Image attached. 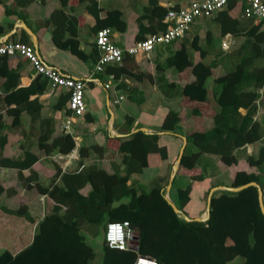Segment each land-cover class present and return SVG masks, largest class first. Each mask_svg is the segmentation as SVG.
Listing matches in <instances>:
<instances>
[{"label":"trees","instance_id":"obj_1","mask_svg":"<svg viewBox=\"0 0 264 264\" xmlns=\"http://www.w3.org/2000/svg\"><path fill=\"white\" fill-rule=\"evenodd\" d=\"M58 1L61 8L54 10L44 21V25L51 27L52 45L58 50L69 52L82 62L95 65L100 52L95 42L90 44L89 53L80 48L77 38L78 17L68 6L72 0ZM85 1L86 11L96 21L92 29L94 34L102 28L124 31L125 21L119 11H110L108 21L103 22L99 18L97 2ZM31 2L14 0L13 9L6 8L5 12L10 14L14 9L25 8ZM237 4L232 0L223 10L209 17L218 24L221 38L230 33L243 37V40L238 49L225 53V57L233 62L232 67L214 79V85L219 88L212 89L215 114L211 128L194 132L186 138L179 167L193 169L205 155L215 156L224 167H231L238 162L234 154L238 148L246 142L260 141L263 137L258 132L259 125L254 121V116L259 90L264 86V29L249 20L246 30L241 21L231 18L230 12ZM165 14L166 10L158 6L157 0H149L136 19V39L164 32L167 27L163 22ZM21 33L26 39L17 42L29 44L27 34L23 30ZM2 34L3 28L0 25V37ZM202 45L194 38L188 47L182 46L171 54L165 64L156 65L155 75L160 89L169 94L166 83L160 84L165 67L177 72L190 69L189 74L193 80L178 88L179 96L195 102L207 100L208 91L204 85L213 75L215 62L194 63L189 50L197 51L200 59H203L211 49L216 52L215 48L218 47L209 35L203 39ZM125 55L123 53V59ZM6 60L7 57H0V79L4 80L0 86V110L4 111L3 114L0 112V166L17 169L21 178L20 172L23 170H29L32 175L31 167L39 159L27 141L30 142L34 137L36 149L42 155L50 156L56 152L70 153L75 147V140L69 134L53 137L54 119L42 117L44 105L40 97L50 89L49 81L37 74L29 86L20 87L19 67L5 69ZM106 68L116 77L122 73L121 68ZM68 100L69 94L59 92L56 103L51 106L52 113L65 110L66 114H70L66 109ZM197 112L195 109L194 113ZM23 116L27 117L29 131L24 134L25 142L20 147V156L16 159L5 157L7 134L22 126ZM6 117L11 119L9 124ZM179 120L178 113L169 111L163 119L160 132H174ZM87 122H92V119H87ZM118 140L116 154L119 163L112 166L111 173L96 164V161L104 158V147L93 144L79 148V165L85 161L89 164L76 173L63 174L60 185L41 188V193L53 201L52 210L40 222L31 244L16 255L2 252L0 264H91L92 254L81 234L82 230L96 235L101 226L105 230L107 223L122 221H128L135 233L139 234L137 251L132 248L127 251L110 249L103 236V264H132L138 255L151 257L157 264H228L237 257L243 258L245 264H264V215L258 204V190L255 186L239 192L216 190L210 199L208 220L187 222L174 213L164 198L168 175L154 179L148 185V192H144L133 181L132 176L148 166L150 154H158L162 160L167 159V149L159 145V135L137 131ZM247 163L258 168L264 165V142L257 157H248ZM202 179V175L191 178L192 181ZM31 180L28 178L26 181ZM175 180L176 175L172 186ZM251 182L258 184V176L238 171L233 175L230 187ZM86 187L89 189L83 195L81 191ZM189 191L190 185L177 188L176 207L179 211H183L189 202ZM127 197L131 198L130 203L116 205ZM14 213L18 214L19 210Z\"/></svg>","mask_w":264,"mask_h":264},{"label":"crops","instance_id":"obj_2","mask_svg":"<svg viewBox=\"0 0 264 264\" xmlns=\"http://www.w3.org/2000/svg\"><path fill=\"white\" fill-rule=\"evenodd\" d=\"M95 1L99 8V18L103 22L108 21V13L110 11H119L122 14V18L125 21L124 31L109 28L112 32V42L122 50L151 35L148 34L142 37V39H136V19L142 13L143 8L148 5L149 0ZM167 1L173 9H179L187 6L193 0ZM1 2L0 25L3 28V34L0 40L17 42L19 39H26L21 33L23 30L28 36V45L34 49L36 55L47 66L58 70L63 75L86 80L87 83L84 90L86 114L84 117L76 120L69 134L75 140L77 151L81 146L93 144L104 147L106 150L104 158L101 161H96V164L107 173H111L112 166L119 163L116 154L119 138L135 133L141 128H145L148 134L157 133L159 135V145L167 149V159L162 160L158 154H150L148 156V166L141 173L132 176L136 186L140 187L148 186L158 177L170 176L172 167L184 145L183 138L186 139L194 132H203L210 129L211 121L215 114L214 105L211 106V102L208 103L207 100L205 102L189 101L187 98L179 96L177 92L178 88L186 82L193 80V77L189 74L190 69H186L183 72L176 71L177 74H173L172 68L165 67L163 69L162 74L164 78L160 79V84L166 83L169 90V94H166L165 91L160 89V85L156 79V65H162L164 59L166 60L171 54L182 48V46L188 47L194 38H197L199 44L203 46V39L209 35L211 40L217 43L218 49L215 48L216 52L211 49V52L203 59H200L197 51L189 50V53L194 63L198 61H202L205 64H209L212 61L215 62V67L212 69L213 75L210 77L214 83V79L222 76L221 73L225 74L227 68L232 67L233 62L225 57V53H231L238 49L243 40V37L227 33L232 36L234 44L229 51H224L221 48L223 38L220 37L219 26L214 22V19H197L181 40L170 44L175 45V48H170V45L157 46L148 59L142 56L132 57L127 54L120 65H111L122 69L121 75L116 77L114 73L107 71L108 68H105L102 73H96L94 71L95 65L89 67L87 65L88 62H82L69 52L58 50L52 45L51 27L44 25V21L48 19L54 10L61 8L58 0H32L27 7L14 9L15 11H12L10 14H6L5 11L6 8L13 9L12 4L14 0H1ZM157 4L167 11V8L161 4L160 0H157ZM68 6L72 8L71 12L78 17L77 38L80 42V48L85 53H89L90 44L95 42L96 33L94 34L92 29L95 27L96 21L86 11L87 1L72 0ZM239 8V4L235 5L230 12V17L241 21L247 30V26L250 23L249 19L241 16ZM64 10L67 13L69 12L67 8H64ZM21 24H24L30 30L35 37L34 40L21 28ZM86 35L90 38L89 46L82 43ZM17 66L20 71L19 86H29L36 74L27 60L14 56L7 58L4 62V67L7 70L16 69ZM163 79L165 80L162 81ZM3 82L4 80L0 79V86ZM206 84L207 81L204 87L209 93L210 89H212V84L209 86H206ZM105 85H109V88L105 89ZM58 95L59 92H53L49 89L48 92L40 97L44 105L42 117H52L55 121L53 137L64 134L61 130V125L69 115L66 114L65 110L52 113L51 106L56 103ZM120 97L122 99L115 104L114 102L119 100ZM126 101L132 105L137 104L138 106H142L138 109V113H147L148 118L139 117L137 113L130 111L129 108H122L120 110V106ZM161 101L165 104H174L177 108L179 106L188 108H185L182 116L179 112H176L179 114L180 120L174 132H160L163 119L172 110H165L159 120L154 123L151 121L152 113L155 111L154 106ZM256 105L257 112L254 116V121L259 125L258 132L263 137L260 141L246 142L243 147L238 148L234 152L238 161L236 165L224 167L217 157L205 155L199 159L193 169L178 167L174 186H171L170 190L166 192V196L176 206L177 188H184L190 185L189 202L184 206L183 211H181L189 219L206 216L208 196L211 189L230 187L233 175L238 171H245L246 173L258 176V185L262 190L264 202V165L258 168L255 166L251 167L247 163L248 157H257L259 148L264 142V86L259 90V99ZM195 109L198 110L196 114L194 113ZM133 111L137 110L133 109ZM240 111L242 113L245 112L244 110ZM0 112L4 113L3 110H0ZM121 117L125 123L115 127V120ZM89 118L92 119L90 123L87 122ZM130 119L132 122H130ZM10 121L11 119L6 117L8 124ZM27 121V117L23 116L22 126L7 134V143L4 150L5 157L16 159L20 156V147L25 142L24 134L29 131ZM97 121L101 125L106 124L107 130L102 131L101 126L96 124ZM98 132H100L99 137ZM34 140L33 137L30 142L27 141L33 149L32 151L39 158L31 167L32 175L29 170H23L20 172L21 178H19V171L17 169L0 166V254L7 251L12 255H16L31 244L36 234L35 228L39 226L40 222L54 206L53 201L46 194L41 193V188L46 189L50 186H58L61 183V176L63 174L76 173L89 164V162L85 161L83 165H79V156L78 160L72 161L67 166L66 171L63 172L60 164L52 159L59 152L50 156H44L36 149ZM191 151H194V149L191 148ZM199 175L203 177L201 181L191 180L192 177ZM28 178L32 180L27 182ZM215 185L218 186L213 187ZM88 189V187L84 188L81 193L85 195ZM194 193L195 197H193ZM18 210L19 213L15 214L14 212ZM28 228H32L30 235L27 233L29 231ZM131 248L133 249V247Z\"/></svg>","mask_w":264,"mask_h":264},{"label":"built area","instance_id":"obj_3","mask_svg":"<svg viewBox=\"0 0 264 264\" xmlns=\"http://www.w3.org/2000/svg\"><path fill=\"white\" fill-rule=\"evenodd\" d=\"M160 1L167 8L164 17V23L167 26L166 30L161 33L148 35L125 50H122L112 42V32L109 28L97 30L94 41L100 52V57L94 66L96 73L104 72L107 66L120 65L123 61V53L132 57L142 56L148 59L157 46H167L181 40L197 19L212 17L223 10L232 0H193L187 6L179 9H173L167 0ZM235 1L240 5L239 10L243 18L252 20L255 26H261L264 29L263 0ZM233 44L232 36L227 34L223 37L221 48L224 51H229ZM14 56L27 60L36 75L39 74L45 77L50 83L51 91L69 94L67 110L70 111V114L64 119L61 130L64 134H70L76 120L86 114L84 95L86 80L63 75L58 70L47 66L28 44L1 39L0 57L10 58ZM107 88H109V85H105V89ZM121 99L122 97L114 103L117 104ZM78 158L79 154L76 146L68 154L58 153L52 157L55 162L60 164L63 172L66 171L67 166L72 161H76ZM134 235L135 231L128 221L109 222L104 230V239L107 246L110 249L119 251H127L133 247L130 243ZM132 264H157V261L148 256L138 255Z\"/></svg>","mask_w":264,"mask_h":264},{"label":"rangeland","instance_id":"obj_4","mask_svg":"<svg viewBox=\"0 0 264 264\" xmlns=\"http://www.w3.org/2000/svg\"><path fill=\"white\" fill-rule=\"evenodd\" d=\"M83 41L82 43H84V45L86 46H89V43H90V38L86 35L84 38H83ZM172 47L175 48V45H170V48ZM162 64H165V59L162 61ZM87 65L89 67H91L92 64L90 63H87ZM172 72L173 74H177V72L172 69ZM222 75L224 73H221ZM213 83V79L210 78L209 80L207 79V84L206 86H209ZM213 87H218L216 85H214V83L212 84V89ZM219 88V87H218ZM212 89H210L209 93H208V98H207V102H211V106L214 105V101H213V97H212ZM142 106H138L137 104L135 105H132L131 103H129L128 101L124 102L121 106H120V110L122 108H129L130 111L134 112V113H137V115L141 118H148V114L147 113H144L142 112L141 114L138 113V109L141 108ZM155 108V111L152 113V123L156 122L157 120H159L161 117H162V114L165 110H172V111H175V112H179L180 115L182 116L183 115V111H185V106H179V108H177L176 105L174 104H165V103H162L159 102V104H156L154 106ZM133 109L137 110V111H133ZM188 109V108H186ZM115 127H117L118 125H123L125 122H124V119L121 118H117L115 120ZM97 125H100L101 126V129L102 131H106L107 130V127H106V124H103L101 125L100 122H96ZM100 135V132H98V137ZM97 137V138H98ZM99 143V142H98ZM227 183V182H226ZM144 189V192H148L149 191V186H145V187H142ZM195 193L193 194V197H195ZM173 197V196H172ZM131 202V198L127 197L123 200H121L120 202H117L116 205L120 204V203H130ZM29 231L27 232L29 235H30V232L32 230V228H28ZM35 231L37 232L38 231V227L35 228ZM104 226H101L99 228V232L96 234V235H91L90 233L86 232L85 229L82 230L81 234L83 235L84 237V241L86 243V245L90 248H88L90 251H91V258H90V261L92 264H103V248H102V241H103V236H104ZM228 244H230V242L228 241ZM228 264H245V261L243 258L241 257H237L235 258L233 261L229 262Z\"/></svg>","mask_w":264,"mask_h":264},{"label":"water","instance_id":"obj_5","mask_svg":"<svg viewBox=\"0 0 264 264\" xmlns=\"http://www.w3.org/2000/svg\"><path fill=\"white\" fill-rule=\"evenodd\" d=\"M20 26H21V28H23L33 38V40L35 39L33 34L30 32V30L24 24H21ZM137 131H141V132H144V133L148 134V131L145 128H141V129H139ZM183 140H184V145L182 146V148L180 150V153H179V156H178L175 164L172 167L171 174L169 176L168 184H167V186L165 188V194H164L165 200L171 206V208H172V210L174 211L175 214H177L180 218H182L183 220H185L187 222H189V221L205 222L209 218L210 199H211V196H212L213 192H215L216 190H226V191H229V192H239V191H241V190H243V189H245V188H247L249 186H255L257 188V190H258V204H259V207H260V210H261L262 214L264 215L263 193H262V190L259 187V185L257 183H255V182H251V183L239 186V187H217V188L211 189V191L209 193V196H208V202H207V214H206V216H204L202 218L189 219L187 216L182 214L181 211H179L178 208L172 202H170L168 200V198L166 196V192H168L170 190V188L172 186V182H173V180L175 178V175H176V172L178 170V167L180 166V162H181V158H182V155H183V151H184V148L186 146V139L183 138ZM138 237H139V234L135 233L134 238H133L132 242L130 243L133 246V250L134 251H137Z\"/></svg>","mask_w":264,"mask_h":264}]
</instances>
